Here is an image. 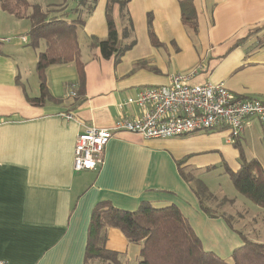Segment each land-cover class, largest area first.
<instances>
[{
    "label": "crops",
    "instance_id": "crops-1",
    "mask_svg": "<svg viewBox=\"0 0 264 264\" xmlns=\"http://www.w3.org/2000/svg\"><path fill=\"white\" fill-rule=\"evenodd\" d=\"M107 1L98 0L78 33L85 87L80 86L75 63L51 66L47 85L55 100L41 106L29 98L40 96L37 62L42 44L31 46L28 19L0 5V262L85 264L92 212L105 201L127 211H137L142 203L155 208L176 205L197 234L199 228L211 226L224 231L227 240L217 249L231 258L244 243L223 217L234 202L209 194L208 206L204 197L206 206H223L225 211L211 218L201 210L196 184L202 183L207 192L210 181L200 175L225 166L237 171L240 149L264 168V159L256 152L249 157L244 148L264 149V127L258 118L246 120L236 140L239 147L226 128L163 140L123 131L109 141L102 165L83 172L74 170V148L88 129L113 128L121 117L142 114L136 106L120 110L119 105L145 88L169 83V68L159 49L166 45L193 50L203 59L193 83L223 82L238 97L264 102V0H194L201 54L185 34L179 0H131L128 9L138 42L119 63L114 57L105 59L89 41L108 36ZM53 7L61 10L65 0ZM149 15L159 46L149 37ZM113 17L122 38L126 23L119 6ZM73 86L76 97L70 96ZM214 238L222 239L218 234ZM130 243L120 229H108L106 247L119 254L122 264H138L142 248L134 250Z\"/></svg>",
    "mask_w": 264,
    "mask_h": 264
},
{
    "label": "trees",
    "instance_id": "trees-1",
    "mask_svg": "<svg viewBox=\"0 0 264 264\" xmlns=\"http://www.w3.org/2000/svg\"><path fill=\"white\" fill-rule=\"evenodd\" d=\"M76 1L74 12L77 17L70 20L65 14L54 16L53 13L57 10L55 7L45 11L39 4L29 0H0L4 11L19 19L30 20L31 46L38 48L42 42L46 46L38 56L40 96L29 98L33 105L41 106L55 100L47 85V69L51 66L75 63L80 86L85 87V70L81 60L78 33L79 29L85 26L86 19L94 12L98 0ZM130 2L131 0H108V36L103 40L90 38L91 47L100 49L105 59L114 57L116 63H119L136 43L133 40L130 44H125L123 41L134 33V23L128 9ZM179 3L183 25L197 34L199 21L194 0H179ZM115 6H119L121 17L126 23L122 38L113 17ZM62 10L63 8L59 11ZM148 33L153 45L159 46L160 42L152 29V15L148 18ZM236 140L238 139H235V143ZM236 147H239L238 142ZM239 160L240 168L237 171L225 166L226 172L239 194L263 208L264 168L258 160L247 159L242 149ZM197 188L201 193L206 192V188L200 182L196 184L195 193L201 210L211 218L220 217L205 205ZM110 228L120 229L131 243L142 245L141 260L138 264H231L216 253L204 249L201 238L178 206L155 208L148 203H142L137 211H127L106 201L98 203L92 212L85 264L93 261H100V264H122L119 254L109 251L106 247L107 231ZM241 236L244 243L233 250L232 264H264V244Z\"/></svg>",
    "mask_w": 264,
    "mask_h": 264
},
{
    "label": "built area",
    "instance_id": "built-area-1",
    "mask_svg": "<svg viewBox=\"0 0 264 264\" xmlns=\"http://www.w3.org/2000/svg\"><path fill=\"white\" fill-rule=\"evenodd\" d=\"M196 74L195 71L172 75L167 85L145 88L119 105L120 110L127 106L138 107L142 111L139 117H121L113 128H91L82 133L74 148V170H96L102 165L105 148L118 132L138 134L147 140H163L226 128L230 139L235 140L243 133L249 118H258L264 127V102L238 97L223 82L192 84ZM70 96H77L74 86Z\"/></svg>",
    "mask_w": 264,
    "mask_h": 264
},
{
    "label": "rangeland",
    "instance_id": "rangeland-1",
    "mask_svg": "<svg viewBox=\"0 0 264 264\" xmlns=\"http://www.w3.org/2000/svg\"><path fill=\"white\" fill-rule=\"evenodd\" d=\"M29 1L34 4H39L43 8V10L47 11L50 10L51 8H54L53 7L54 4L62 3L63 0H29ZM76 7H77L76 2L68 0L65 1V7H63L62 11L68 12L67 18L73 20L77 17L76 13L74 12ZM62 11L56 10V12H54L53 14L54 16H60ZM26 24L28 27H30L31 25L29 20H26ZM184 30L187 37H189L192 40L194 46H196L197 52L201 54L202 48L200 47V40L198 35L195 34L189 27H184ZM133 40L136 42L135 43L136 45L138 39L135 35V28L133 35L129 38L124 39L123 41L125 44H130ZM89 41L91 43V40ZM81 42H82L83 50H85L87 47L86 42H84L83 40ZM252 42L255 43L256 40L253 39ZM41 44L42 45L40 48L42 51H44L45 43L42 42ZM159 49H160V54L163 56L164 61L167 62L170 77L175 74L188 75L195 71L202 72L203 59H199L198 54H196V52H194L193 50L189 51L188 49L184 48V52H182V50L176 49L175 47H170L168 45H166V47H159ZM194 78L192 79L191 83L199 84L197 82L193 83ZM244 148L249 157L252 155V153L256 152L261 159H264L263 156L264 149L262 147L260 148V151L259 148H257L256 150V148H254L253 146H246ZM199 178L201 180L205 179L207 181H210L209 191L201 193L200 190L197 188L200 196L203 198L205 197L208 206H211L210 202H208L209 194L212 197H217V198H220L223 195L222 198L226 197L230 200H233L234 202L233 209H230L231 208L230 206L226 207L227 210L225 211L229 212V214H226L225 216L223 214L222 215L223 217L227 218V221L233 227L238 238L242 241L243 237L241 235H244L248 239L258 240L259 242L264 244V207L262 208L255 205L248 198L239 194L236 191L230 176L226 172L225 167L223 168L219 167L218 170H214V173L209 175L208 174L200 175ZM221 208L217 207L215 204H213L212 207L215 213H220L222 211ZM198 234L205 243L204 249L216 250L218 244H222L223 242H225V240H227V236L224 233V231L220 232V230H218L215 226H211L208 227V229L205 228L202 230H200L199 228ZM217 234L221 235L222 239L220 238V240H216L214 237ZM130 244L134 250L138 249V251L140 252L142 248L141 244H137V243H130ZM213 250L212 252L216 253L219 257L232 264V259L230 258V256H228L229 252L227 253L224 252L223 250H218V249L217 252H215ZM136 259L138 262L141 260L140 254L139 256H137ZM90 264H100V261H93Z\"/></svg>",
    "mask_w": 264,
    "mask_h": 264
}]
</instances>
